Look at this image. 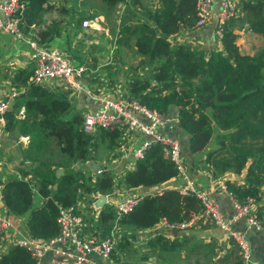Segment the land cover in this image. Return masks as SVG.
Wrapping results in <instances>:
<instances>
[{"label": "trees", "instance_id": "1", "mask_svg": "<svg viewBox=\"0 0 264 264\" xmlns=\"http://www.w3.org/2000/svg\"><path fill=\"white\" fill-rule=\"evenodd\" d=\"M123 1L81 0V3L94 12L104 9L105 15L111 16L116 5ZM49 3L54 6L49 0H24L22 32L41 23L44 8L51 6ZM243 8L249 28L264 37V0H243ZM146 13L149 21L131 13L132 18L118 28L120 36L115 38L124 47L134 43L141 56L156 60L152 75L130 81V91L141 104L161 114L170 115L171 109L176 108L178 126L169 135L179 140L181 155L185 149L192 153L204 148L216 127L220 130L214 136L216 146L205 154L211 170L241 172L246 166V177L264 185V48L253 55L240 51L232 26L234 17L222 28L221 50L207 54L187 43L172 45L167 35L181 28L195 27L196 0H160L158 7L146 8ZM59 25L60 20L55 19L44 29H37L40 37H35L36 42L42 44L49 40L58 32ZM30 67L15 72L13 82L26 88L2 114L4 130L31 133L28 145L21 150V162L29 167L28 170L20 168L21 174L8 180L0 179V199L13 216H26V233L48 239L59 231L57 216L61 207L76 204L92 192H113L115 180L108 167L94 177L90 171L86 176L82 168L90 169L84 163L92 155V148L97 154L98 147H105L106 153L115 150L121 129L116 126L86 132L80 126V113L70 116L66 113L70 101L63 93H55L44 84L27 82L32 73ZM22 107L24 116L20 117ZM58 166L64 171L56 176ZM177 173L178 168L165 154L163 144L154 141L145 148L143 157L135 159L134 167L121 181L130 187L145 188L164 183ZM227 186L241 202L247 195L258 196L257 185L246 189L230 183ZM36 190L45 199L35 206ZM202 205L195 192L181 193L177 187H166L160 192L142 193L138 203L119 223L128 228L150 227L160 220L177 224ZM113 214V202L101 208L97 218L104 232L112 226ZM124 237L117 248L124 243ZM183 241L186 242L183 244ZM148 244L162 252L163 264L175 257L178 258L175 264L184 262L183 259L184 264H190L189 258L193 256L195 264H245L235 244L221 255L216 253L212 241L181 240L178 236L169 240L160 234L150 238ZM182 247L184 258L178 251ZM0 264H38V261L27 246L16 242L0 255Z\"/></svg>", "mask_w": 264, "mask_h": 264}, {"label": "crops", "instance_id": "2", "mask_svg": "<svg viewBox=\"0 0 264 264\" xmlns=\"http://www.w3.org/2000/svg\"><path fill=\"white\" fill-rule=\"evenodd\" d=\"M54 6L44 8L41 23L31 25L29 30L23 34L27 44L23 47L16 43L15 38L6 32H0V93L16 89L21 92L26 85H19L13 82L15 72L33 66L29 57L31 46L28 40L39 38L37 29H44L55 19L60 20L59 30L53 36L42 44L50 46L64 52L67 57L76 65H84L85 70L79 76V86L70 87L58 79H51L44 83V86L53 90L55 93H63L70 101V107L67 114L80 113L99 109L106 99H122L133 95L130 91L129 83L139 77L147 78L152 75L153 67L156 60L151 61L136 50L134 43L129 47L116 44L113 37L120 26L130 20L131 13L138 14L141 18L150 20L146 13V8L154 9L160 5V0H125L119 2L111 16L105 15L104 9L93 11L94 9L81 3V0H49ZM220 0H213L215 13L211 15L206 24L200 27L181 28L174 34L167 35L171 44L187 43L194 48H200L207 54L213 50L223 49L220 38L216 32L217 13L219 10ZM239 14L232 20L233 31L236 34V42L242 53L253 55L259 49L264 48V37L249 28L246 18L243 0H239ZM120 6V10L118 7ZM65 9L63 10L62 8ZM94 12L93 15H90ZM100 17V30H93L90 27H83V20L91 16ZM5 31V30H4ZM106 39V43H103ZM108 39H110L108 41ZM108 59L111 64L105 62ZM149 59V60H148ZM150 65L149 72L145 74L142 69ZM33 70V67H30ZM119 69L122 72L118 71ZM124 80V81H122ZM119 93V95L116 94ZM117 95V96H116ZM17 96V95H16ZM13 104V103H12ZM12 106V105H11ZM11 106L9 108H11ZM172 114H167L169 120L166 121L159 129L165 134H173L178 126V116L176 108L171 109ZM19 116L23 117V114ZM4 118L0 117V129L4 125ZM80 126H82V121ZM220 130L215 127L214 136ZM145 136L138 131H122L119 139V145L110 153H106L105 147H100L98 154L92 151V155L87 159L84 165H88V160L92 159L103 167L108 169L120 178L119 182L115 181L112 193H96L84 195L77 203L76 207L85 220L81 229V234L89 233L92 235L99 234L103 231L98 220V214L102 207H96L94 200L100 194H108L106 204L117 202L129 194H139L145 192H160L166 187H179L186 178L193 180L197 188L215 200L225 216H232L235 209V195H229L221 190V185L231 184L243 189L251 185L258 186V196L254 197V211L258 216L259 228L248 227L246 217L240 215L231 224L239 230H246L247 238L250 242L252 255L264 264V185L255 182L254 178L246 177V166L241 172L231 170L223 173H214L210 165L205 161V153L193 154L185 149L183 152V172L179 171L176 176L168 181L155 184L149 187H130L121 181L122 176L134 167L135 158L133 150L138 146ZM31 139V133H15L14 131L0 130V179L5 181L16 175L21 174L20 168L28 170V165L22 163L21 150L28 145ZM211 142V147H215L216 142ZM92 150V149H91ZM250 160V159H249ZM249 163V161H248ZM247 163V164H248ZM75 164V163H74ZM61 167V166H58ZM56 167V168H58ZM63 168V167H62ZM91 169V168H90ZM56 170V169H55ZM88 170V169H87ZM64 171V169H63ZM89 171V170H88ZM30 178V175H27ZM94 176V171H92ZM35 186L33 185V188ZM34 204L39 205L43 196L36 190L33 194ZM0 216L8 217L11 220L10 229L7 234L0 238V255L8 250L12 243H15L19 237L28 235L25 231L26 216H13L7 211V208L0 199ZM107 233L110 232V230ZM170 226L165 220H160L150 227H131L120 225V239L125 236L124 243L115 252L109 256H96L91 254L90 258L98 264H163L164 258L161 251L150 247L148 240L162 234L165 239L171 240L178 236L182 240H198L204 243L214 242L215 250L221 255L231 250L233 243L226 237L224 231L220 230L208 214H202L198 224L183 230L181 228ZM32 237V236H30ZM118 240V242L120 241ZM126 239L128 241L126 242ZM186 241H183V244ZM132 251V252H131ZM180 256L184 258L186 254L184 248L179 250ZM129 253V255H128ZM54 255L53 251L44 254L42 264H49V258ZM127 258L129 260H127ZM182 263L186 261L183 259ZM245 263V262H244ZM167 264H173L168 261ZM190 264H195L193 261ZM210 264V262H209ZM246 264V263H245Z\"/></svg>", "mask_w": 264, "mask_h": 264}, {"label": "built area", "instance_id": "3", "mask_svg": "<svg viewBox=\"0 0 264 264\" xmlns=\"http://www.w3.org/2000/svg\"><path fill=\"white\" fill-rule=\"evenodd\" d=\"M238 3L239 0H220L216 26L220 40L223 35L224 23L239 14ZM23 8L24 0H0V28L13 33L17 38H23L24 34L21 30ZM214 13L213 0H196L195 27L206 24ZM99 22L100 18L96 15L84 19L83 27H90L94 31L99 30L101 28ZM28 41L31 46L29 57L33 62V70L27 80L28 83L44 84L48 80L58 79L67 86H79V76L85 69L82 64H74L64 52L57 48L38 45L34 40ZM175 89L178 90L179 85H175ZM18 93V90L10 89L0 94V117L9 109ZM19 111L20 114H24L23 107ZM168 120L167 114L164 115L150 109L141 104L137 97L131 96L122 99H106L99 109L85 112L81 127L86 132L92 133L99 129H112L116 126L123 132L138 131L145 137L133 150L135 159L143 157L145 148L152 142L159 141L163 144L165 154L175 162L178 172H183V156L179 140L177 137L159 131V127ZM103 169V165L100 164L94 174L101 173ZM178 188L181 193L195 192L201 198L203 205L200 210L188 218L177 224L167 223L168 225L187 230L198 224L202 214L206 213L212 218L215 225L225 232L226 237L235 244L239 255L246 264H260L252 255L246 230L236 229L231 224L232 220L244 215L248 227L259 228L258 216L254 211L255 198L253 196L247 195L243 202L235 200L236 211L232 216L226 217L219 204L207 192L199 190L193 180L186 178ZM221 190L231 196L234 195L225 184L221 185ZM139 198V194H129L113 203V227L103 238L87 232L81 234L85 220L76 204H72L60 208L57 216L59 231L54 236L48 239L22 236L16 242L27 246L37 258L38 264H42L44 254L50 251H53L54 255L49 258V264H98L90 258V255L109 256L112 254L120 239L119 220L133 209ZM10 225L11 222L8 218L0 216L1 238L7 234L6 229Z\"/></svg>", "mask_w": 264, "mask_h": 264}, {"label": "rangeland", "instance_id": "4", "mask_svg": "<svg viewBox=\"0 0 264 264\" xmlns=\"http://www.w3.org/2000/svg\"><path fill=\"white\" fill-rule=\"evenodd\" d=\"M60 2L59 3H61L62 4V0H59ZM118 9L120 10V6L118 7ZM0 32H6V31H4L3 29H1L0 28ZM7 33H9V34H11L14 38H15V40H16V43L17 44H19V45H21L22 47H23V44H27L26 42H25V40L24 39H19V38H17V37H15L14 36V34L13 33H11V32H7ZM24 34H25V32H23ZM110 39H108V41H109ZM113 41H114V39H113ZM103 43H106V39H103ZM115 43V42H114ZM105 62H108L109 64H111L110 63V61H108V59H105L104 60ZM31 62H32V60H31ZM32 65H33V62H32ZM149 69H150V65L148 66V67H146V68H144V69H142L143 70V72H145V74H147L148 72H149ZM118 71H120V72H122V70L121 69H119ZM139 78H142V77H139ZM122 81H124V80H122ZM151 82H153V81H151ZM165 93H168L167 92V90L166 91H164ZM163 92V93H164ZM116 94L117 95H119V93L118 92H116ZM116 95V96H117ZM1 130V132H2V130H4V126L2 125V128L0 129ZM214 132H213V136L210 138V140L208 141V143L206 144V146L204 147V148H202V149H200V150H198V151H195V152H192L193 154H197V153H201V152H203V154L205 153L206 154V152H208L211 148H213V147H211V142L212 141H214V142H216V140H215V138H214ZM214 142H213V144H214ZM217 143V142H216ZM216 145V144H215ZM98 148H100V147H98ZM94 150V148H92V150L91 151H93ZM84 171H85V175L87 176L88 175V170H87V168H82ZM89 171L91 172V175H92V170L91 169H89ZM95 175V174H94ZM56 176H58V175H56ZM112 176L114 177V180L116 181V182H119V180H120V178L118 177V176H115L113 173H112ZM92 177H94V176H92ZM44 199L45 198H43V200H42V202L41 203H43V201H44ZM40 205V204H39ZM13 244V243H12ZM132 252V251H131ZM185 254V253H184ZM128 255H129V253H128ZM190 259V261H193L194 262V256L193 257H190L189 258ZM127 260H129L128 258H127ZM175 260H178V258L177 257H175L174 259H170V262L171 263H173V264H175L176 263V261ZM195 263V262H194ZM130 264H133V263H130Z\"/></svg>", "mask_w": 264, "mask_h": 264}, {"label": "water", "instance_id": "5", "mask_svg": "<svg viewBox=\"0 0 264 264\" xmlns=\"http://www.w3.org/2000/svg\"><path fill=\"white\" fill-rule=\"evenodd\" d=\"M1 94V93H0ZM88 165L90 166L91 170L92 171H96L100 164L92 159L88 160ZM63 172V168L62 167H58L56 168L55 170V173L56 175H60L61 173ZM1 195V194H0ZM106 199H107V196L105 194H100L95 200H94V205L96 207H103L105 204H106ZM173 229H176V228H173ZM99 236L100 237H104L105 236V232L102 231L99 233Z\"/></svg>", "mask_w": 264, "mask_h": 264}, {"label": "clouds", "instance_id": "6", "mask_svg": "<svg viewBox=\"0 0 264 264\" xmlns=\"http://www.w3.org/2000/svg\"><path fill=\"white\" fill-rule=\"evenodd\" d=\"M94 16H96V15H94ZM91 17H93V16H91ZM90 17V18H91ZM100 18V17H99ZM101 20V19H100ZM100 30V29H99ZM118 36H120V34H118V30L116 31V33H115V35H114V42L116 43V41H115V38L116 37H118ZM117 44V43H116ZM81 65V64H80ZM84 66V65H83ZM85 70V69H84ZM83 70V71H84ZM83 73V72H82ZM81 73V74H82ZM175 85H178V84H175ZM167 90V92L170 90L169 88L168 89H165V91ZM179 90V89H178ZM228 187V186H227ZM178 188V187H177ZM0 194H1V192H0ZM0 197H1V195H0ZM5 217V216H4ZM6 218H8V217H6ZM9 219V218H8ZM10 220V219H9ZM10 222H11V220H10ZM112 223H113V221H112ZM11 226V225H10ZM10 226L8 227V230L10 229ZM6 232H7V230H6ZM100 233V232H99ZM107 232H105V234H106ZM97 235L99 236V234L97 233ZM25 236H28V235H25ZM32 237H34V236H32ZM100 237V236H99ZM0 238H1V235H0ZM100 238H103V237H100ZM16 243V242H15ZM114 252H115V250H114Z\"/></svg>", "mask_w": 264, "mask_h": 264}]
</instances>
